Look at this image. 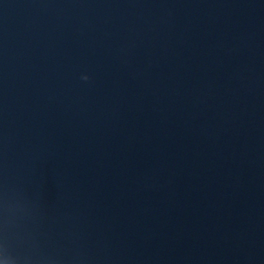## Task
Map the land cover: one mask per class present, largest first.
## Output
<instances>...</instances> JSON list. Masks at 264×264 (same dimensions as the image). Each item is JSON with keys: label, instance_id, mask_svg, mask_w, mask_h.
I'll list each match as a JSON object with an SVG mask.
<instances>
[{"label": "water", "instance_id": "water-1", "mask_svg": "<svg viewBox=\"0 0 264 264\" xmlns=\"http://www.w3.org/2000/svg\"><path fill=\"white\" fill-rule=\"evenodd\" d=\"M0 264H264V0H0Z\"/></svg>", "mask_w": 264, "mask_h": 264}]
</instances>
